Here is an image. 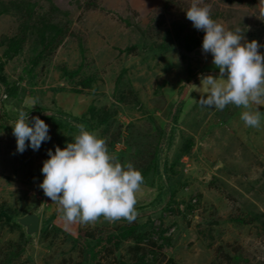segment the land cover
<instances>
[{
    "label": "rangeland",
    "instance_id": "rangeland-1",
    "mask_svg": "<svg viewBox=\"0 0 264 264\" xmlns=\"http://www.w3.org/2000/svg\"><path fill=\"white\" fill-rule=\"evenodd\" d=\"M192 2L0 0V264H264V116L251 128L242 107L198 104L219 69ZM199 2L264 45V0ZM21 110L49 125L39 151H16ZM81 124L142 173L135 220L69 224L39 187ZM29 213L34 235L15 221Z\"/></svg>",
    "mask_w": 264,
    "mask_h": 264
},
{
    "label": "clouds",
    "instance_id": "clouds-1",
    "mask_svg": "<svg viewBox=\"0 0 264 264\" xmlns=\"http://www.w3.org/2000/svg\"><path fill=\"white\" fill-rule=\"evenodd\" d=\"M186 18L204 33L202 50L211 54L213 65L219 69L218 77L202 74L201 87L194 85L206 94L198 104L221 111L230 104L242 107L246 109L241 114L245 125L259 128L264 113L247 109L264 101V53L260 51L264 45L256 40L248 42L239 28L229 29L214 20L211 5L201 6L199 0H193ZM78 128L79 133L63 149L55 146L54 152L48 150L39 187L59 205L62 219L69 224L92 223L101 217L111 222L135 220L142 173L110 153L104 138L83 124ZM12 129L16 151L21 154L29 148L39 151L42 143L51 140L49 125L39 116L29 120V113L23 110Z\"/></svg>",
    "mask_w": 264,
    "mask_h": 264
},
{
    "label": "water",
    "instance_id": "water-1",
    "mask_svg": "<svg viewBox=\"0 0 264 264\" xmlns=\"http://www.w3.org/2000/svg\"><path fill=\"white\" fill-rule=\"evenodd\" d=\"M19 225L25 228L28 235L37 233L39 226V216L35 213H29L15 220Z\"/></svg>",
    "mask_w": 264,
    "mask_h": 264
},
{
    "label": "trees",
    "instance_id": "trees-1",
    "mask_svg": "<svg viewBox=\"0 0 264 264\" xmlns=\"http://www.w3.org/2000/svg\"><path fill=\"white\" fill-rule=\"evenodd\" d=\"M57 36H58V32H57V34L54 36V38H56ZM177 112H178V110H177ZM174 117H175V116H174ZM174 117H173V119H174ZM175 118H176V117H175ZM131 233H132L131 230H124L122 234H120V235H114V236H112L110 239H108L107 241H108L109 243H112V242H114V241H121V240H124V239L128 238V237L131 235ZM101 243H102V241L100 240V241H99V244H94V246L90 249V252H91V254H92V255H91L92 258H93V257L95 258L96 254L99 253V247H100ZM114 243H115V242H114Z\"/></svg>",
    "mask_w": 264,
    "mask_h": 264
}]
</instances>
